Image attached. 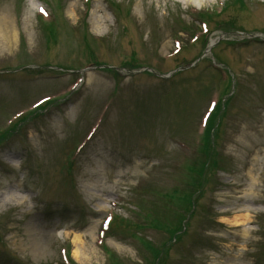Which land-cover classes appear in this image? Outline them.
Returning <instances> with one entry per match:
<instances>
[{
	"label": "rangeland",
	"instance_id": "rangeland-1",
	"mask_svg": "<svg viewBox=\"0 0 264 264\" xmlns=\"http://www.w3.org/2000/svg\"><path fill=\"white\" fill-rule=\"evenodd\" d=\"M1 15L0 264H264L263 0Z\"/></svg>",
	"mask_w": 264,
	"mask_h": 264
},
{
	"label": "bare ground",
	"instance_id": "bare-ground-1",
	"mask_svg": "<svg viewBox=\"0 0 264 264\" xmlns=\"http://www.w3.org/2000/svg\"><path fill=\"white\" fill-rule=\"evenodd\" d=\"M180 2H184L185 4H191L192 3L198 7V9H201L202 7V3H210L212 2V0H179ZM264 1V0H263ZM4 16L1 15L0 16V44H2L3 46H7L10 47V45H12V43L15 41V31L14 29H11L10 25H6L4 23ZM5 24V25H4ZM214 40L212 39L209 43V46H211L214 42ZM213 117V116H212ZM99 213H102L104 211L103 208L98 209ZM106 212V210H105ZM246 218V216H245ZM246 233V232H245ZM79 253V252H78Z\"/></svg>",
	"mask_w": 264,
	"mask_h": 264
}]
</instances>
